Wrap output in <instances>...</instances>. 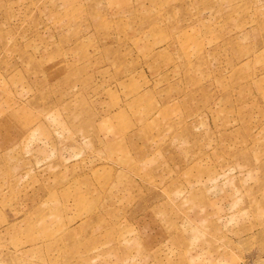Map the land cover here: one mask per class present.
Wrapping results in <instances>:
<instances>
[{"label":"rangeland","instance_id":"obj_1","mask_svg":"<svg viewBox=\"0 0 264 264\" xmlns=\"http://www.w3.org/2000/svg\"><path fill=\"white\" fill-rule=\"evenodd\" d=\"M0 264H264V0H0Z\"/></svg>","mask_w":264,"mask_h":264}]
</instances>
